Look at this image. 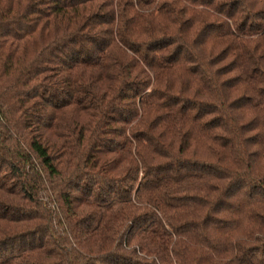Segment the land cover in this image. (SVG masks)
<instances>
[{
    "label": "trees",
    "instance_id": "1",
    "mask_svg": "<svg viewBox=\"0 0 264 264\" xmlns=\"http://www.w3.org/2000/svg\"><path fill=\"white\" fill-rule=\"evenodd\" d=\"M0 264H264V0H0Z\"/></svg>",
    "mask_w": 264,
    "mask_h": 264
}]
</instances>
